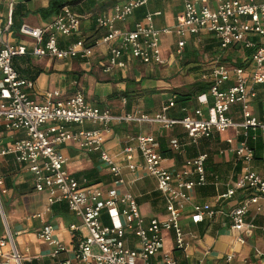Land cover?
<instances>
[{
	"label": "built area",
	"instance_id": "built-area-1",
	"mask_svg": "<svg viewBox=\"0 0 264 264\" xmlns=\"http://www.w3.org/2000/svg\"><path fill=\"white\" fill-rule=\"evenodd\" d=\"M150 2L126 0L116 5L111 15L97 18V27L105 34L91 43L81 36L80 16L68 6L44 27L22 24L19 33L32 40L30 48L25 43L12 45L2 39L5 34H11L12 21L0 27V158L12 157L31 176L35 192L47 196L48 212L54 205L64 203L79 220L70 226L71 236L78 241L72 251L55 241L51 224L38 232L39 240L55 244L49 255L54 264H152L165 245L163 232L174 234L177 250L184 251L189 246L188 236L180 225L188 206H192L195 224L216 216L211 205L192 204L190 195L195 188L209 184L205 168L207 154L186 160L179 171L173 172L163 165L165 158L157 139L139 134L127 139L122 152L125 165H121L104 150L103 133L114 126L151 125L166 130L180 126L185 129L188 145H198L200 140L211 139L216 134L241 130L242 140L237 141V137L227 140L229 151L242 165L241 173L221 199L243 195L229 215L230 228L240 234L251 233L247 218L252 206L256 207V214L264 217V179L253 171L254 150L250 145L259 136L264 137V110L257 112L254 108L258 88L264 85V0H185L174 26L158 28L154 18L162 13L156 12L146 13L132 28H118V24H125ZM168 35L176 39L175 58L185 54L191 40L200 44L206 38L223 52L199 72V81L208 84L209 90L197 97L198 107L183 108L186 114L181 118L170 115L174 100L152 115L139 110L115 115L108 109L90 105L81 90L66 99L57 91L49 92L38 103L27 92L33 84L13 65L14 59L28 54L60 61H88L96 51L107 47L104 74L124 70L132 62L164 67L170 64L162 44ZM231 50L239 52L240 58L224 61L225 54ZM234 108L239 109L238 120L233 117ZM86 124L100 128L84 129ZM5 132L12 134L10 141ZM70 143L86 154L97 153L119 185H124V169L131 173L142 170L155 179L157 191L165 201L166 218L146 219L132 194L105 190L101 185H90L71 175L67 170L69 160L61 151ZM171 150L180 153L182 146L174 141ZM5 192V178L0 173V200ZM1 207L0 202V220L5 232L0 237V264L38 261L39 257L19 254ZM190 238L195 237L190 235ZM238 242L245 243L242 235ZM7 247L9 251L5 252ZM231 259L229 256L228 260ZM162 264H178V261L168 253L162 256Z\"/></svg>",
	"mask_w": 264,
	"mask_h": 264
},
{
	"label": "crops",
	"instance_id": "crops-1",
	"mask_svg": "<svg viewBox=\"0 0 264 264\" xmlns=\"http://www.w3.org/2000/svg\"><path fill=\"white\" fill-rule=\"evenodd\" d=\"M55 0H0V27L15 19V28L11 34H5L2 39L12 45L24 44L29 48L32 40L23 37L18 31L19 24H28L32 27H44L57 15L53 13L47 18L43 17V11L47 10L50 3ZM64 3L71 0H63ZM126 0H83L72 6L74 13L81 18V36L90 43L96 38L103 36L105 31L99 30L96 24L97 18L111 15L113 8L124 3ZM185 0H151L150 4L130 18L125 24H118V28H132L134 23L143 20L146 13H158L162 15L155 17V25L163 29L174 26L177 14L183 10ZM262 1V0H256ZM12 40L14 43H12ZM210 40L206 38L204 41ZM1 42V41H0ZM176 39L174 36H164L163 52L169 58L168 65L164 67H151L139 62L129 63L126 69L116 70L110 74L102 72L103 64L107 61V47L95 52L90 60H67L60 61L54 58H35L31 55L17 57L13 60L15 70L33 84V88L27 92L31 99L38 103L43 102V96L49 92H59L63 99L73 96L77 90L84 93L86 101L93 106L108 109L113 114L119 115L139 110L146 114H155L162 105L174 100L175 107L171 110V117L181 118L184 116L183 108L198 107L197 97H194L187 106L177 103V92L185 91L189 86L199 81L198 74L207 66L209 61L188 63L186 70H191L190 82L177 85L170 78L177 73L176 62H173V51ZM196 42L188 43L185 54L181 57L191 58L193 53L189 47ZM209 45L216 46L212 40ZM1 46V43H0ZM192 48V47H191ZM218 51H220L218 49ZM200 55V54H199ZM222 55V54H220ZM212 60L219 55L213 53ZM240 53L229 51L225 57L233 62L240 58ZM200 57V56H198ZM179 58V59H181ZM178 59V58H177ZM210 61V62H211ZM189 62V59H188ZM175 71V72H174ZM192 81V79H194ZM151 83V84H150ZM180 88V89H179ZM258 98L255 110H264V85L258 88ZM127 94V98H125ZM261 96V97H260ZM260 97V98H259ZM124 100L126 103H124ZM238 108H234L233 117L238 120ZM87 125V126H86ZM84 129H98L99 126L86 124ZM180 126L171 130L162 129L158 126L136 124L114 126L109 132H104V150L121 165L123 162V149L130 136L148 135L154 136L159 144V151L165 158L164 167L173 171H179L186 160L200 154H207L206 176L208 185L195 188L191 192L192 204L211 205L216 213L213 219H207L203 223L195 224L192 221L193 209L188 206L180 219V225L189 239L186 250H177L175 247L174 234L163 232L164 247L161 253L154 258L152 264H162L164 254H172L178 264H264V217L256 214V207L252 206L247 218V223L252 226L250 234H240L233 231L229 215L232 209L243 199L238 193L231 200H222L221 196L226 193L232 182L241 173L242 165L236 162L235 155L229 151V138L237 137L242 140L241 130H232L224 134H216L211 139H202L198 145H188V138ZM10 141L12 134L5 132ZM177 141L182 146L180 153L171 150L172 142ZM254 150L253 171L264 179V137L259 136L257 140L251 141ZM62 153L68 158L67 170L78 180H86L90 185H101L102 189H115L121 194H132L139 205L142 216L146 219L157 218L164 220L167 215L165 201L157 191L156 180L146 176L142 170L135 173L123 170L124 185H119L113 177L108 166L103 163L97 153L86 154L76 148L73 144H67L61 148ZM137 163L141 164L137 159ZM0 167L6 175L13 176L9 180L13 188L7 186L5 174V190L1 195V209L5 216L7 226L12 233L16 248L21 256H30L40 259L38 264H54L49 255L54 250V243H46L39 240L37 234L47 224L54 227V238L69 250H73L78 242L73 239L70 226L78 224L79 220L69 212L66 204H57L55 211H47V196L35 192L31 176L16 164L12 157L0 158ZM8 172V173H7ZM1 173V172H0ZM22 194L21 197L14 195ZM0 220V226L4 227ZM190 235L195 238L191 239ZM244 237L245 243L238 242V237ZM133 246V244H132ZM5 252L9 248L4 249ZM232 259L229 261L228 257ZM73 258V255H70ZM74 262V260H73ZM31 264V262H25Z\"/></svg>",
	"mask_w": 264,
	"mask_h": 264
},
{
	"label": "trees",
	"instance_id": "trees-1",
	"mask_svg": "<svg viewBox=\"0 0 264 264\" xmlns=\"http://www.w3.org/2000/svg\"><path fill=\"white\" fill-rule=\"evenodd\" d=\"M83 0H71L69 2H66L64 3L63 0H55L53 2L50 3V6L47 10L43 11V17L44 18H47L49 17L50 15H52L53 13H57L59 10H61L63 7L65 6H68V7H72V6H75L77 4H79L80 2H82ZM22 25L19 24V26H17L18 28V31H19V28L21 27ZM15 28V19H14V14H13V19H12V30ZM101 37V36H100ZM99 38V37H98ZM97 39V38H96ZM208 43L211 41V40H206ZM207 50L209 51H212L214 48H213V45H207L206 47ZM192 56H194V63H196V59L199 58L198 57V54H195L193 53ZM189 59V58H187ZM226 62H230L231 60L230 59H226L224 60ZM237 65H241V63H237ZM209 90V85L206 84V83H203L201 81H196L193 85L189 86V88H187L185 91H179L177 92V95H178V101L177 103L181 104L182 106H187L189 104V102L194 98V97H197L201 94H204V93H207ZM125 98H127V94H125ZM261 97V96H260ZM259 97V98H260ZM7 186L9 188H13V184H11V182L7 179ZM57 208L56 205H54L52 208H51V211H55ZM31 264H38V262L35 260L33 262H31Z\"/></svg>",
	"mask_w": 264,
	"mask_h": 264
},
{
	"label": "rangeland",
	"instance_id": "rangeland-1",
	"mask_svg": "<svg viewBox=\"0 0 264 264\" xmlns=\"http://www.w3.org/2000/svg\"><path fill=\"white\" fill-rule=\"evenodd\" d=\"M203 39H205V38H203ZM12 43H14L13 40H12ZM208 44L209 43L207 41H203L200 44L199 43H195L194 45H192V46L189 47V50H192V53H193V51L198 52L197 54L200 57L197 58L196 61L199 64H201L202 62L211 61V59L213 57L212 56L213 53H215L217 55L223 54V52L218 51L219 48H216V46H214V49L212 51L207 50L206 47H207ZM193 59H194V57L189 58V62H188V59L187 58H185L184 60H182V58L181 59H179V58L178 59L177 58H173L172 59V60H174L173 62H176V64H177V67H176V70H175V71H177V73L175 75H173L170 79L171 80H174V82H176L177 85L187 84V83L190 82L191 79L189 78L190 77V74L189 73L191 72V70H188L187 71L186 70V66L188 65V63L191 64L194 61ZM193 80H195V78L192 79V81ZM0 172L3 173L2 170H1V167H0ZM3 174L6 175L5 172ZM12 177L13 176L10 177L9 174L5 176V178L6 179H9V180H13ZM21 196H22V194L14 195V197H21ZM0 234H3V228H2V226H0Z\"/></svg>",
	"mask_w": 264,
	"mask_h": 264
}]
</instances>
